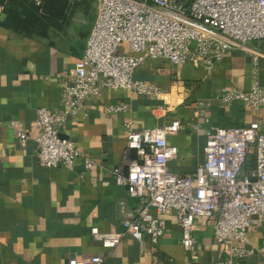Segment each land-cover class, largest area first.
<instances>
[{
    "label": "crops",
    "instance_id": "1",
    "mask_svg": "<svg viewBox=\"0 0 264 264\" xmlns=\"http://www.w3.org/2000/svg\"><path fill=\"white\" fill-rule=\"evenodd\" d=\"M68 1L66 17L46 37H29L7 26L0 4V264H67L72 257L92 255H102L104 264H216L221 254L213 219L196 220L193 251L183 245L175 210L167 213L166 232L157 243L149 235L138 241L126 234L123 219L141 203L126 185L116 183L114 168L123 166L127 173L128 161L137 157L128 148L131 128L180 120L179 132L168 138L179 148L169 168L180 175L194 173L205 160L213 130L256 119L252 107L221 98L228 90L249 91L255 77L264 85V60L256 70L253 54L241 48L213 69L201 62L148 59L136 78L155 85L160 94L103 89L61 124L62 134L82 152L75 167L49 168L38 159V110L67 112L63 91L75 79L99 7L98 0ZM248 46L264 50V42ZM120 104L127 109L109 112ZM21 129L32 137L26 147L20 145ZM86 158L92 161L89 169ZM110 237H119L120 243L105 247L103 240ZM250 238L260 247L261 229L252 227ZM236 264H264V255L237 258Z\"/></svg>",
    "mask_w": 264,
    "mask_h": 264
},
{
    "label": "built area",
    "instance_id": "2",
    "mask_svg": "<svg viewBox=\"0 0 264 264\" xmlns=\"http://www.w3.org/2000/svg\"><path fill=\"white\" fill-rule=\"evenodd\" d=\"M38 4L42 0H35ZM98 14L84 55L76 63L75 79L65 86L66 113L40 108L35 137L40 163L49 168L75 167L82 156L76 141L62 136L61 124L80 113L85 102L103 89H127L157 97L160 89L136 78L148 59H167L175 64L201 62L209 69L221 63L235 48L254 56L258 70L264 50L250 42H264V0H98ZM222 101L252 107L256 119L243 125L217 127L206 140L205 160L196 171L180 175L169 168L179 148L169 142L181 121L153 128L130 130L128 148L137 157L114 168L116 183L126 185L141 206L123 219L126 234L142 241L149 235L159 242L167 228L166 215L175 210L182 227L183 245L197 248L194 237L198 218L215 220V239L221 254L216 264H236L260 252L264 255V85L255 77L249 91L232 89ZM127 105L109 107L121 112ZM20 145L32 138L19 132ZM85 167L92 161L85 159ZM260 228L262 244L250 238ZM93 232L98 233V228ZM119 237L103 240L113 248ZM102 255L72 257L67 264H104Z\"/></svg>",
    "mask_w": 264,
    "mask_h": 264
},
{
    "label": "trees",
    "instance_id": "3",
    "mask_svg": "<svg viewBox=\"0 0 264 264\" xmlns=\"http://www.w3.org/2000/svg\"><path fill=\"white\" fill-rule=\"evenodd\" d=\"M4 4L7 19L4 22L29 37H46L50 29L66 17L68 0H0Z\"/></svg>",
    "mask_w": 264,
    "mask_h": 264
},
{
    "label": "water",
    "instance_id": "4",
    "mask_svg": "<svg viewBox=\"0 0 264 264\" xmlns=\"http://www.w3.org/2000/svg\"><path fill=\"white\" fill-rule=\"evenodd\" d=\"M62 136H65V135H62Z\"/></svg>",
    "mask_w": 264,
    "mask_h": 264
}]
</instances>
